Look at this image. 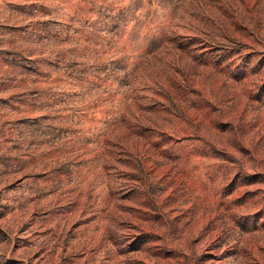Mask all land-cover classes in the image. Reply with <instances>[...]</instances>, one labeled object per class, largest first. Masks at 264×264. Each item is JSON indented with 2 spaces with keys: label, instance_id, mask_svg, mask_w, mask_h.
<instances>
[{
  "label": "rangeland",
  "instance_id": "obj_1",
  "mask_svg": "<svg viewBox=\"0 0 264 264\" xmlns=\"http://www.w3.org/2000/svg\"><path fill=\"white\" fill-rule=\"evenodd\" d=\"M0 264H264V0H0Z\"/></svg>",
  "mask_w": 264,
  "mask_h": 264
}]
</instances>
